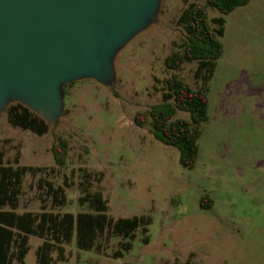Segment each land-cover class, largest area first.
<instances>
[{
	"label": "rangeland",
	"instance_id": "1",
	"mask_svg": "<svg viewBox=\"0 0 264 264\" xmlns=\"http://www.w3.org/2000/svg\"><path fill=\"white\" fill-rule=\"evenodd\" d=\"M189 1L162 0L159 20L136 35L116 56L117 80L67 84L65 114L43 135L13 126L0 115V139L7 157L21 150L25 165L57 166L51 147L56 136L70 143L68 163L54 178L66 186L69 202L60 210H88L79 181L85 170L102 172L94 185L115 218L149 214L150 242L139 232L134 246L115 257L120 237L105 254L68 245L58 264H264V0H251L225 15V51L210 81L209 118L201 125L200 154L193 168L180 163L178 148L158 140L151 125L135 122L163 99L174 73L197 88V62L168 69L165 58L185 37L177 19ZM222 13L209 7V16ZM177 117L190 119L187 112ZM58 167V166H57ZM27 176L22 208L39 210ZM208 195L211 208L201 206ZM42 242L32 236L28 263H36ZM133 258L132 260H130Z\"/></svg>",
	"mask_w": 264,
	"mask_h": 264
},
{
	"label": "trees",
	"instance_id": "2",
	"mask_svg": "<svg viewBox=\"0 0 264 264\" xmlns=\"http://www.w3.org/2000/svg\"><path fill=\"white\" fill-rule=\"evenodd\" d=\"M251 0L189 1L177 19L185 37L178 48L166 56L168 69L179 70L187 62H197L194 71L197 88L186 83L174 73L165 81L163 99L146 112H138L135 122L139 126L151 125V131L161 142L178 148L180 163L193 168L200 154L201 125L209 118L210 81L215 76L218 60L225 51L222 37L226 33L225 15L245 6ZM209 7L217 8L222 15L210 18ZM64 87V95L66 94ZM179 111L187 112L190 119L177 117ZM9 122L16 127L43 135L50 125L42 116L21 102L11 103L6 109ZM5 141L0 139V264H29L32 236L42 239L36 249L35 264H58L68 259V245L73 242L80 250H95L105 254L114 237H120V248L115 257L133 248L139 232L143 242H150L149 214L121 216L109 214V202L103 192L94 189L102 181L103 173L85 170L79 186L83 192L82 205L88 210L78 212L60 210L69 202L66 186L54 178L60 168L68 163L69 141L56 136L51 150L57 166L25 165L21 163V150L7 157ZM37 178L33 189L41 202L39 210L22 208L27 176ZM203 208H211L208 195L201 198Z\"/></svg>",
	"mask_w": 264,
	"mask_h": 264
},
{
	"label": "water",
	"instance_id": "3",
	"mask_svg": "<svg viewBox=\"0 0 264 264\" xmlns=\"http://www.w3.org/2000/svg\"><path fill=\"white\" fill-rule=\"evenodd\" d=\"M162 0H0V115L21 102L57 124L65 85L117 80V54L159 20ZM131 258L130 260H132Z\"/></svg>",
	"mask_w": 264,
	"mask_h": 264
}]
</instances>
